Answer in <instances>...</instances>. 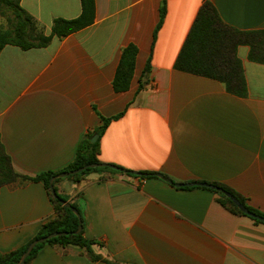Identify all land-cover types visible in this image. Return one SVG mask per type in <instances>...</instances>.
<instances>
[{
    "label": "crops",
    "instance_id": "crops-1",
    "mask_svg": "<svg viewBox=\"0 0 264 264\" xmlns=\"http://www.w3.org/2000/svg\"><path fill=\"white\" fill-rule=\"evenodd\" d=\"M206 1L229 27L264 31V0H168L159 28L163 0H95L90 26L42 48L4 47L0 154L29 180L0 187L1 254L28 245L57 217L44 184L32 179L67 169L98 136L100 163L172 183L111 171L56 183L81 210L99 260L77 246L46 245L31 264H264V225L232 214L214 192L186 186H226L264 214V64L250 58L249 46L237 48L242 95L175 68ZM21 7L45 36L56 20L82 14L81 0H22ZM131 45L134 75L117 92ZM103 119L111 122L99 136Z\"/></svg>",
    "mask_w": 264,
    "mask_h": 264
},
{
    "label": "trees",
    "instance_id": "trees-1",
    "mask_svg": "<svg viewBox=\"0 0 264 264\" xmlns=\"http://www.w3.org/2000/svg\"><path fill=\"white\" fill-rule=\"evenodd\" d=\"M21 1L22 0H0V4L10 6L11 9L14 10L16 19L18 21L13 36L10 37L9 33H3L0 31V53L4 47L8 45L18 46L23 50L46 47L53 38L62 39L90 26L95 18V0H81V16L75 20H56L52 27L51 35L45 36L44 32L37 26L35 20L22 9ZM167 1L168 0H163L160 9L161 21L158 28L161 26L165 18ZM242 45H246L251 48L250 58L252 60H256L264 64V31L242 32L229 27L221 21L214 6L210 2L206 1L200 9L194 25L178 56V59L175 63V68L180 72L221 82L226 85V88L230 93L242 95L245 90L243 66L236 55L237 48ZM137 55L138 49L133 45L129 46L123 51L114 80V88L117 92L126 91L129 88L134 75ZM148 71L149 64L146 67L144 73H147ZM110 122L111 120L103 119V125L96 131L97 135L102 136ZM99 152L100 141L92 143L90 140H86L84 144L81 145L74 163L71 164L67 169L60 172H48L46 174H41L32 179L33 181L42 182L44 184L57 211V217L54 220L46 223L33 241L54 233H68V235L59 236L46 243L38 245L29 255L25 264H31L32 259L36 256L38 251L46 245H59L63 248L77 246L86 249L89 258L92 261L99 260V257L94 256L91 251L92 245L96 244V242L86 240L83 230L80 234H76L80 227V221L78 217L72 212L71 209L63 206L60 203V200H64L66 202L67 200L58 194L55 185L63 179H57L54 182V189L59 199L53 197L50 188V180L59 174L78 170L91 164H101L98 160ZM105 169L109 168L88 169L78 175L65 179L71 181H80L86 175L97 171L122 173L112 169ZM123 174L134 178L141 177L142 179L158 178L156 177V174L149 173H138L141 174V176H139L135 174V172L127 171V173ZM17 180H29V178H25L17 174L12 168L8 156L4 153L0 154V187L7 183H13ZM209 185L230 193L250 212L264 218L263 213L249 208L246 205L245 200L235 194L228 187L220 184ZM203 188L208 189L218 195V203H220L232 214L248 217L256 224L264 225V223L245 215L223 193L218 192L215 189L206 187ZM71 206L79 211L81 215L82 226H84L81 210L76 204H71ZM32 242L9 254L0 253V264H17Z\"/></svg>",
    "mask_w": 264,
    "mask_h": 264
},
{
    "label": "water",
    "instance_id": "water-1",
    "mask_svg": "<svg viewBox=\"0 0 264 264\" xmlns=\"http://www.w3.org/2000/svg\"><path fill=\"white\" fill-rule=\"evenodd\" d=\"M98 139V136H96L93 140H92V143H95L96 140ZM96 168H109V169H112V170H115V171H119V172H122V173H127L126 170L122 169V168H119L117 166H114V165H111V164H91V165H88V166H85L81 169H78V170H74V171H71V172H65V173H62V174H59L58 176L56 177H53L51 180H50V188H51V193L53 195L54 198L56 199H59L55 189H54V182L57 180V179H64V178H69L71 176H75V175H78L88 169H96ZM135 174L141 176V174H138L135 172ZM156 177L158 178H161L163 179L164 181L168 182V183H172L171 180H169L168 178H166L165 176L163 175H160V174H156ZM177 187H182V186H185L183 184H177L176 185ZM186 186H190V187H193V186H200V187H206V188H210V189H215L217 190L218 192H221L223 193L227 198H229L236 206L237 208H239V210H241L245 215L253 218V219H256L262 223H264V218L262 217H259L257 215H255L254 213L250 212L243 204H241V202L236 199L233 195H231L230 193H227L225 191H223L222 189H219V188H216L212 185H209V184H200V183H195V184H186ZM60 203L71 209L72 212L78 217L79 221H80V227L78 229V231L76 232V234H80L83 230V226H82V220H81V215L79 213V211L75 208H73L71 206L70 203L64 201V200H60ZM63 235H68V233H54V234H51L49 236H46V237H43V238H40L38 240H35L33 241L29 246L28 248L26 249V251L24 252V254L22 255L20 261L17 263V264H25L27 258L29 257V255L32 253V251L40 244H43V243H46L48 241H50L51 239H54L56 237H59V236H63Z\"/></svg>",
    "mask_w": 264,
    "mask_h": 264
},
{
    "label": "rangeland",
    "instance_id": "rangeland-1",
    "mask_svg": "<svg viewBox=\"0 0 264 264\" xmlns=\"http://www.w3.org/2000/svg\"><path fill=\"white\" fill-rule=\"evenodd\" d=\"M17 19L14 10L10 6L0 4V31L3 33H9L10 37L13 36L17 25ZM109 170V169H105ZM68 180V179H63ZM65 199L67 197L63 195Z\"/></svg>",
    "mask_w": 264,
    "mask_h": 264
}]
</instances>
